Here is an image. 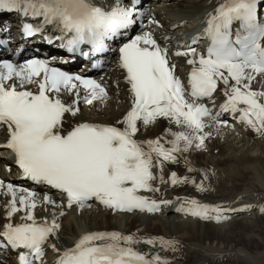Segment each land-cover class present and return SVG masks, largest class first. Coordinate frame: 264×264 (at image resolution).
Listing matches in <instances>:
<instances>
[{"label": "snow or ice", "instance_id": "snow-or-ice-1", "mask_svg": "<svg viewBox=\"0 0 264 264\" xmlns=\"http://www.w3.org/2000/svg\"><path fill=\"white\" fill-rule=\"evenodd\" d=\"M258 2L225 0L216 9L206 28L211 39L207 56L198 55L195 49L175 53L193 57L187 61L194 66L189 78L193 102L185 98L184 85L174 74L175 66H169L167 50L150 33L124 43L119 48L120 66L127 73L132 107L118 121L124 125L123 129L82 123L62 134L65 114L76 116L80 111V94L75 93L77 99L72 104H66L61 94L72 93L78 89L76 82H79L88 92L84 102L92 104L95 100H106L105 88L94 79L50 67L45 60L33 59L19 66L7 60L0 62V127H7L9 139L4 146L14 152L24 177L66 193L68 207L78 204L83 208L95 198L117 211L155 212L157 202L138 193L159 191L152 186L157 179L154 167L159 166L162 171L164 161L177 162L176 153L187 152L194 142L198 149L203 146L205 137L198 133L206 126L203 118L211 116V112L195 100L211 97L218 82L227 89L222 111L240 112L242 121L256 132L264 133V102H261L264 92L251 88L256 76L264 75V44L261 43L264 25L256 22ZM0 9L22 10L24 15L42 17L43 25H53L61 32L57 39L63 41L62 47L76 50L82 44H90L93 52L105 51L106 39L111 40L128 29L134 22L135 11L134 6H123L121 0L111 10L96 6L92 0H0ZM233 21H240L245 33L237 32L234 42L230 32ZM43 25L35 29L28 26V35L42 31ZM42 74V79L37 80ZM32 84H38V93L28 88ZM158 118L168 119L189 131L169 130L173 139L167 141L171 145L167 148L160 139H135L140 130L138 123L147 127ZM160 179L164 182L162 176ZM170 181L176 185L186 183L187 178L181 180L173 172ZM3 188L4 181L0 180V189ZM6 188V194L11 196L9 220L16 213L24 212L21 219L25 222L4 225L0 237L6 244L0 243V248L25 249L19 256L20 264H34L30 255L42 264L49 237L58 232L60 225L55 219L37 221L36 193L12 184ZM17 193L23 194L18 197ZM45 203L54 204V201L45 197ZM190 204L192 214L202 218H208L209 211H219L195 200ZM139 243L155 244L156 241H141L116 232L85 234L74 247L62 253L57 264H168L159 255L149 257L136 250L133 245ZM159 243L175 250V242L161 239Z\"/></svg>", "mask_w": 264, "mask_h": 264}, {"label": "bare ground", "instance_id": "bare-ground-1", "mask_svg": "<svg viewBox=\"0 0 264 264\" xmlns=\"http://www.w3.org/2000/svg\"><path fill=\"white\" fill-rule=\"evenodd\" d=\"M220 2L221 0H181L173 5L155 6L152 11L162 19L158 25L165 31L162 37H168L163 40V46L169 49L175 39L192 28H198L200 19ZM181 22L188 23L186 28L175 29L176 24ZM149 33L157 40L161 36L154 26ZM188 59L191 58H173L178 72H182V68L190 67ZM98 79L108 90L107 99L82 107L76 116L67 113L62 133L84 122L124 128L118 121L123 120L131 109L132 98L130 85L117 58ZM251 88L264 92V75H257ZM216 98H221V92ZM261 102H264V98H261ZM222 105L224 103L220 102V106ZM243 122L242 126L235 123L233 129L221 127L219 123H215L212 128H204L198 133L205 137L201 148H196L194 142L187 152L176 153L177 162L164 161L162 171L159 166L154 167L153 173L157 179L152 182V186L159 191L149 193L151 196H163L177 208L189 205L190 201L195 200L205 203L210 209L218 208L223 213L245 211L232 220L213 226L203 224L202 221L196 222L199 220H185L171 210L156 216H127L108 214L100 209L81 215L72 210L62 218H57L60 215L59 205L43 209L39 199H36L39 207L34 215L41 221L47 219L51 222L55 219L60 225L51 241L61 251L73 247L85 234L116 232L124 236L131 235L141 241H156L155 244L139 243L133 247L149 257L159 255L168 264H264V133L256 132ZM138 127L140 130L135 139H160L166 148L171 147L167 141L173 139L168 134L169 130L189 131L166 119L156 120L147 127L138 123ZM6 134V131H0V142H4ZM145 148L147 150V146ZM215 154L220 158H216ZM2 160L10 162L0 156V162ZM173 172L181 180L187 178V182L173 185L170 181ZM8 176L4 169H0V178L6 180ZM161 176L164 182H161ZM250 181L259 183V186L255 187ZM250 188L253 190H249ZM6 193L5 188L0 190V230L11 220L22 222L21 217L25 215L21 212L15 214L11 220L7 218L11 196ZM259 236L261 240L258 239ZM161 239L175 242V250L162 247L159 243ZM150 250H159V253L150 255Z\"/></svg>", "mask_w": 264, "mask_h": 264}, {"label": "rangeland", "instance_id": "rangeland-1", "mask_svg": "<svg viewBox=\"0 0 264 264\" xmlns=\"http://www.w3.org/2000/svg\"><path fill=\"white\" fill-rule=\"evenodd\" d=\"M161 128V127H160ZM216 158H220V157H218V155H214ZM250 184H254L255 185V187L259 184V183H257V182H255V181H250L249 182ZM259 186V185H258ZM249 190H253L252 188H250ZM196 222H200V221H196ZM201 223H203V222H201ZM203 224H209V225H213V226H216L215 224H210V223H203ZM258 239L259 240H261L262 238L259 236L258 237Z\"/></svg>", "mask_w": 264, "mask_h": 264}]
</instances>
